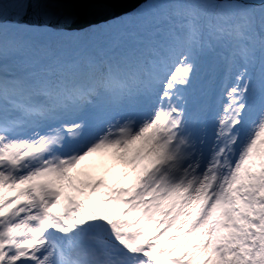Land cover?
<instances>
[{
  "label": "snow or ice",
  "instance_id": "snow-or-ice-1",
  "mask_svg": "<svg viewBox=\"0 0 264 264\" xmlns=\"http://www.w3.org/2000/svg\"><path fill=\"white\" fill-rule=\"evenodd\" d=\"M70 8L0 0V264H264V0Z\"/></svg>",
  "mask_w": 264,
  "mask_h": 264
},
{
  "label": "water",
  "instance_id": "water-1",
  "mask_svg": "<svg viewBox=\"0 0 264 264\" xmlns=\"http://www.w3.org/2000/svg\"><path fill=\"white\" fill-rule=\"evenodd\" d=\"M58 3L71 7L70 11L77 17L76 26L100 23L110 20L130 10L142 0H57Z\"/></svg>",
  "mask_w": 264,
  "mask_h": 264
},
{
  "label": "rangeland",
  "instance_id": "rangeland-1",
  "mask_svg": "<svg viewBox=\"0 0 264 264\" xmlns=\"http://www.w3.org/2000/svg\"><path fill=\"white\" fill-rule=\"evenodd\" d=\"M113 23H116V22L113 21ZM110 168H111V165L108 164L107 161L103 157L99 155H94L82 162L81 172L83 173L85 178L87 174H91L93 177L98 176V175H103L106 180L113 181L114 175L110 171ZM164 239H167V238H164Z\"/></svg>",
  "mask_w": 264,
  "mask_h": 264
},
{
  "label": "bare ground",
  "instance_id": "bare-ground-1",
  "mask_svg": "<svg viewBox=\"0 0 264 264\" xmlns=\"http://www.w3.org/2000/svg\"><path fill=\"white\" fill-rule=\"evenodd\" d=\"M79 170H80V168L78 166V169L73 170V172H75V174H76V172L79 171Z\"/></svg>",
  "mask_w": 264,
  "mask_h": 264
},
{
  "label": "trees",
  "instance_id": "trees-1",
  "mask_svg": "<svg viewBox=\"0 0 264 264\" xmlns=\"http://www.w3.org/2000/svg\"><path fill=\"white\" fill-rule=\"evenodd\" d=\"M169 244V241L167 242V244L166 245H168ZM171 246H174V245H171Z\"/></svg>",
  "mask_w": 264,
  "mask_h": 264
}]
</instances>
